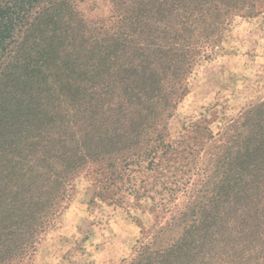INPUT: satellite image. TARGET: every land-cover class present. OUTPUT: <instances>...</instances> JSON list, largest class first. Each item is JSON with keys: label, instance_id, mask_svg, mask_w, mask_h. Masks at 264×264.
I'll return each mask as SVG.
<instances>
[{"label": "trees", "instance_id": "1", "mask_svg": "<svg viewBox=\"0 0 264 264\" xmlns=\"http://www.w3.org/2000/svg\"><path fill=\"white\" fill-rule=\"evenodd\" d=\"M109 2L105 23L76 0H0V264H27L82 174L99 198L159 195L167 209L178 181H148L167 169L188 76L264 4ZM263 109L227 125L202 164L208 181L128 264H264V117L246 120Z\"/></svg>", "mask_w": 264, "mask_h": 264}, {"label": "rangeland", "instance_id": "2", "mask_svg": "<svg viewBox=\"0 0 264 264\" xmlns=\"http://www.w3.org/2000/svg\"><path fill=\"white\" fill-rule=\"evenodd\" d=\"M77 11L87 21L108 22L109 0H76ZM264 102V4L250 17L237 19L224 34L209 59H201L187 79V91L168 123L166 141L172 143L163 164V181L177 180L176 191L166 208L153 199L130 196L112 203L97 197L94 176L79 175L63 202L60 213L43 234L27 264H128L150 231L170 223L193 198V190L207 182L202 164L207 151L218 145L227 125L250 107ZM261 111L248 117L256 128ZM264 112V109L263 111ZM215 163V161H214ZM211 172H208L210 175ZM174 184H168L172 188ZM148 188V185H146ZM191 191L184 194L183 191Z\"/></svg>", "mask_w": 264, "mask_h": 264}]
</instances>
